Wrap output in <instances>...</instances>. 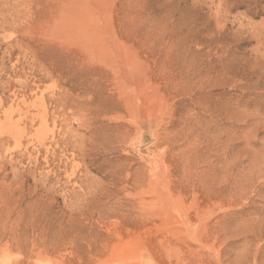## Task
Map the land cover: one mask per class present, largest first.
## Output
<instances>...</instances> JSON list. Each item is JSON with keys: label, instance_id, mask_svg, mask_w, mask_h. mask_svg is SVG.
<instances>
[{"label": "rangeland", "instance_id": "1", "mask_svg": "<svg viewBox=\"0 0 264 264\" xmlns=\"http://www.w3.org/2000/svg\"><path fill=\"white\" fill-rule=\"evenodd\" d=\"M89 1L0 39V264H264V0Z\"/></svg>", "mask_w": 264, "mask_h": 264}, {"label": "bare ground", "instance_id": "2", "mask_svg": "<svg viewBox=\"0 0 264 264\" xmlns=\"http://www.w3.org/2000/svg\"><path fill=\"white\" fill-rule=\"evenodd\" d=\"M64 2L67 3L62 6ZM91 10L92 5L89 0H0V39L6 38L8 32L18 35L23 33L22 36L24 37L28 33L32 34L34 31L36 33V30L39 31L45 26L56 28L61 25V21L66 17H69V21L75 22V25L76 23L80 24L82 18L80 20H77V18L82 14L89 16ZM53 13L55 15H52ZM8 39L10 41L7 42V47L13 48L16 46L21 53L25 44H23V40L18 37L14 40L11 37ZM263 41L264 36H259V42ZM37 42L41 43L42 40L39 39ZM14 125L18 124L14 123Z\"/></svg>", "mask_w": 264, "mask_h": 264}]
</instances>
